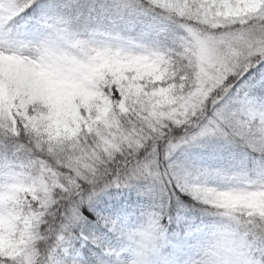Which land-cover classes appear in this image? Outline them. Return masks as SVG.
I'll use <instances>...</instances> for the list:
<instances>
[{"label":"snow or ice","instance_id":"obj_1","mask_svg":"<svg viewBox=\"0 0 264 264\" xmlns=\"http://www.w3.org/2000/svg\"><path fill=\"white\" fill-rule=\"evenodd\" d=\"M149 4L136 14V0H0V52L39 50L53 84L51 92L33 91L16 68L0 77V193L7 199L26 180L40 188L33 193L38 198L28 195L24 204L43 221L36 264H63L58 254L68 253L74 229L87 220L84 205L111 188L140 183L156 200L151 232L162 229L166 217L171 221L170 210L188 194L203 205V215L218 218L221 264L235 258L224 249L236 218L219 211L228 207L220 193L238 189L255 198L264 190V103L251 97L254 85L241 83L257 65L264 68V7L229 17L223 0ZM41 9L34 31L23 37L14 31L17 18ZM90 44L119 48L128 62L98 72ZM68 76L79 77L81 86L66 85ZM83 80L92 86L84 88ZM177 128L184 134L173 135ZM212 138L259 153V168L237 173L175 160L178 150ZM256 212L243 219L245 230H264V211ZM99 221L132 238L133 230L111 218ZM0 264L26 262L10 244Z\"/></svg>","mask_w":264,"mask_h":264},{"label":"clouds","instance_id":"obj_2","mask_svg":"<svg viewBox=\"0 0 264 264\" xmlns=\"http://www.w3.org/2000/svg\"><path fill=\"white\" fill-rule=\"evenodd\" d=\"M223 4L225 5L224 15L242 17L249 15L253 9L259 12L258 6L264 7V0H223ZM136 5V14H142L144 9L150 7L149 0H136ZM133 18H135V14ZM116 53H120V56H116ZM42 55L39 50H33L23 55L16 52H0V77L5 74L7 69L16 68L26 75L31 90L51 92L53 90L52 78L42 69ZM88 55L96 57L94 64L98 72L106 71L105 65H111L114 61H119L121 64L128 62L121 49L111 45L90 44ZM25 66L28 69L26 72L24 71ZM64 83L75 87L81 86L79 77L73 79L72 76H68ZM82 86L89 88L92 85L87 80H83ZM2 97L3 89L0 87V98ZM34 192H40V188L34 187L30 181L26 180L22 189L8 194L7 199L3 193H0V252L8 250L10 244L16 245L18 256L23 258L26 264H36L40 259L39 250L35 245L41 239L38 234L43 221L34 219L24 208L28 195H32L33 199L38 198L33 194ZM208 198L212 199L213 197L209 195ZM220 199L222 205L227 204L228 207L221 206L219 211H231L236 218V222L232 226V237L227 241V248L224 249L230 254L235 253V258L231 259L229 264H264V230L254 233L245 230L243 223L245 217L253 214L259 215L256 212L257 209L264 211V190L259 191L255 198H249L238 189L225 190L220 193ZM5 209L8 210L9 215L5 214ZM260 219L264 220V217H260ZM227 222L226 220L225 223ZM161 223L164 227L155 232L150 231L149 220L133 230L131 242L134 259L128 264H143V257L164 243L167 225L164 220ZM142 233H150V235H142ZM219 242L220 238L214 235L212 243L204 248L198 264H221Z\"/></svg>","mask_w":264,"mask_h":264},{"label":"trees","instance_id":"obj_3","mask_svg":"<svg viewBox=\"0 0 264 264\" xmlns=\"http://www.w3.org/2000/svg\"><path fill=\"white\" fill-rule=\"evenodd\" d=\"M42 3H48L49 0H40ZM29 12L22 14L15 21L14 31L17 25H21L30 19L35 21L39 13ZM251 71V70H250ZM264 68L256 66V71L248 77V83L254 85L250 93L251 97L256 100L264 101ZM183 129H174L173 135H183ZM203 146L186 147L175 153V160L189 168H219L229 172L248 173L259 168L260 154L247 150L243 145H230L222 138H212L202 141ZM147 188L140 183L130 188H111L101 193L93 199L90 204L82 208L83 215L87 220L74 229L75 237L69 246V250L79 249L86 256L89 264H123V259L127 255L126 236L113 232L99 221V216L109 217L122 226L118 220V215L125 209L135 215V219L142 225L148 220L149 214L155 207L156 200L146 194ZM180 206H173L170 210L171 221L166 217L164 223L167 225L166 239L162 245L157 247L159 253H166L170 249V242L184 236L189 230L200 227H214L218 223V218L203 215L200 211L203 206L200 202L193 199L191 195L181 194ZM179 213V216H178ZM136 229V228H135ZM84 236L88 239L85 240ZM98 240L103 246L93 243ZM63 264H68L64 260L61 251L57 257Z\"/></svg>","mask_w":264,"mask_h":264},{"label":"rangeland","instance_id":"obj_4","mask_svg":"<svg viewBox=\"0 0 264 264\" xmlns=\"http://www.w3.org/2000/svg\"><path fill=\"white\" fill-rule=\"evenodd\" d=\"M34 31L28 26H24L21 29L20 36L23 37L30 32ZM257 102V101H256ZM260 103V102H257ZM213 184H219V181H211ZM132 214L128 212H122L119 216L120 220H123L124 224L128 227L135 225V220H131ZM215 228L204 227L200 229H192L188 232V235L181 239L177 246L172 250V255L161 256L158 255L155 250H151L150 254H146L143 257V264H198L200 257L203 254L204 248L211 244L214 239ZM191 233V235L189 234ZM126 241L129 243V255L125 260L126 263L134 259V249L132 246L131 239L128 238ZM65 257L71 258L72 263L79 262L80 264H85V260L81 255H73L72 253L65 254Z\"/></svg>","mask_w":264,"mask_h":264}]
</instances>
